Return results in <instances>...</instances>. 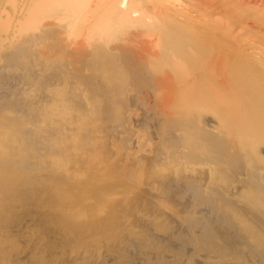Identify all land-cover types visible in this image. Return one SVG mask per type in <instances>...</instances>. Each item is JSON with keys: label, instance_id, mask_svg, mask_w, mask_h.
<instances>
[{"label": "bare ground", "instance_id": "bare-ground-1", "mask_svg": "<svg viewBox=\"0 0 264 264\" xmlns=\"http://www.w3.org/2000/svg\"><path fill=\"white\" fill-rule=\"evenodd\" d=\"M0 264H264V0H0Z\"/></svg>", "mask_w": 264, "mask_h": 264}]
</instances>
